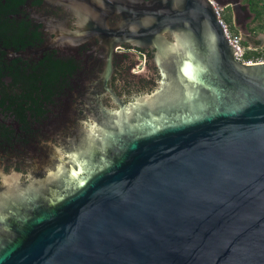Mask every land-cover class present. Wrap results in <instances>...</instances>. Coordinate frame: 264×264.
<instances>
[{"label":"water","instance_id":"obj_1","mask_svg":"<svg viewBox=\"0 0 264 264\" xmlns=\"http://www.w3.org/2000/svg\"><path fill=\"white\" fill-rule=\"evenodd\" d=\"M97 2L120 16L114 35L154 51L159 78L108 112L114 131L94 139L101 165L58 174L63 190L46 199L3 196L0 264H264V61L235 59L214 5L235 22L249 8Z\"/></svg>","mask_w":264,"mask_h":264},{"label":"flooded vegetation","instance_id":"obj_2","mask_svg":"<svg viewBox=\"0 0 264 264\" xmlns=\"http://www.w3.org/2000/svg\"><path fill=\"white\" fill-rule=\"evenodd\" d=\"M76 1L77 11L48 0H0V213L7 192L46 199L63 190L58 174L71 169L80 177L82 163L101 165L94 139L114 131L108 112L159 78L151 48L114 35L118 13H100L97 0ZM27 206L26 214L33 203Z\"/></svg>","mask_w":264,"mask_h":264},{"label":"rangeland","instance_id":"obj_3","mask_svg":"<svg viewBox=\"0 0 264 264\" xmlns=\"http://www.w3.org/2000/svg\"><path fill=\"white\" fill-rule=\"evenodd\" d=\"M241 5L243 7L249 8L248 0H241ZM247 15H248L247 18L249 19H247L246 21L244 20L241 24H239L234 21L232 11L229 7L223 9V18L224 20L225 18L229 20V22H227L226 20L225 22L231 34L240 35L239 30L242 31L246 30L251 37L257 39V41H255L256 43L255 44L253 43V45L257 46L255 48L251 46L252 43L249 45L247 42L242 41V45L246 50L245 53H251V51L261 52L262 50H264V20L258 19L254 21V16H252V14H247ZM255 61H262V59H258Z\"/></svg>","mask_w":264,"mask_h":264},{"label":"built area","instance_id":"obj_4","mask_svg":"<svg viewBox=\"0 0 264 264\" xmlns=\"http://www.w3.org/2000/svg\"><path fill=\"white\" fill-rule=\"evenodd\" d=\"M215 7V12L218 18V21L220 23V25L222 26L225 36L229 42V44L234 48V57L236 60L245 63V64H253V63H257V62H261V61H255L258 59H254V58H245V48L242 45V39L240 35H234L231 34L227 28V24L223 18V9L217 7L216 5H214Z\"/></svg>","mask_w":264,"mask_h":264},{"label":"trees","instance_id":"obj_5","mask_svg":"<svg viewBox=\"0 0 264 264\" xmlns=\"http://www.w3.org/2000/svg\"><path fill=\"white\" fill-rule=\"evenodd\" d=\"M248 4L250 12L254 15V21L258 19L264 20V0H248ZM225 20L229 22L227 18ZM245 58L262 59L264 61V50L261 52L251 51V53H245Z\"/></svg>","mask_w":264,"mask_h":264},{"label":"snow or ice","instance_id":"obj_6","mask_svg":"<svg viewBox=\"0 0 264 264\" xmlns=\"http://www.w3.org/2000/svg\"><path fill=\"white\" fill-rule=\"evenodd\" d=\"M139 101L138 100H132V101H130L129 103L130 104H132L133 106L136 104V103H138Z\"/></svg>","mask_w":264,"mask_h":264}]
</instances>
